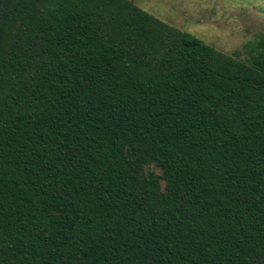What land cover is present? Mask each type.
<instances>
[{"label":"trees","instance_id":"trees-1","mask_svg":"<svg viewBox=\"0 0 264 264\" xmlns=\"http://www.w3.org/2000/svg\"><path fill=\"white\" fill-rule=\"evenodd\" d=\"M243 50L0 0V264H264V29Z\"/></svg>","mask_w":264,"mask_h":264},{"label":"rangeland","instance_id":"rangeland-1","mask_svg":"<svg viewBox=\"0 0 264 264\" xmlns=\"http://www.w3.org/2000/svg\"><path fill=\"white\" fill-rule=\"evenodd\" d=\"M163 22L189 32L221 52L240 60L243 47L264 29V0H131ZM160 175L161 171L151 167Z\"/></svg>","mask_w":264,"mask_h":264}]
</instances>
